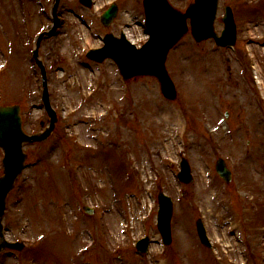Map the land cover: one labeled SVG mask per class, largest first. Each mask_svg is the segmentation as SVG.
Returning <instances> with one entry per match:
<instances>
[{
	"label": "rangeland",
	"instance_id": "rangeland-1",
	"mask_svg": "<svg viewBox=\"0 0 264 264\" xmlns=\"http://www.w3.org/2000/svg\"><path fill=\"white\" fill-rule=\"evenodd\" d=\"M113 1L119 10L105 27L100 14ZM169 1L183 9L189 0ZM50 2L0 0V104H19L29 133L48 122L31 48L50 25ZM224 4L236 43L186 34L166 58L178 94L169 101L154 77L124 82L112 60L85 55L106 32L141 45L142 0H61L58 32L40 43L59 118L46 140L24 146L4 226L7 240L26 247L0 252V264H264V0H219L217 32ZM2 156L0 146V175ZM182 156L191 183L177 179ZM218 156L232 171L228 183L215 171ZM159 190L174 202L168 246L156 227ZM198 217L211 249L198 240Z\"/></svg>",
	"mask_w": 264,
	"mask_h": 264
},
{
	"label": "water",
	"instance_id": "water-1",
	"mask_svg": "<svg viewBox=\"0 0 264 264\" xmlns=\"http://www.w3.org/2000/svg\"><path fill=\"white\" fill-rule=\"evenodd\" d=\"M85 5H90V0H81ZM218 0H193L185 11L172 7L168 0H143L146 15V27L150 34L149 40L141 49L126 41L122 34L120 38L111 34L105 36V45L102 48L90 50L88 56L103 60L106 57L114 59L124 79L128 80L138 75H153L160 84L161 92L168 99H175L176 88L171 80L166 67L165 60L168 50L186 33L188 26L186 19L190 18V31L197 40L213 37L218 45H231L235 42L236 26L230 7H226V13L222 17L224 29L220 36L216 34L213 27ZM60 0H52L50 12L53 26L49 31L41 32L36 36V45L33 56L36 59L42 73L43 92L42 101L50 118V125L43 132L28 134L22 127L21 108L19 104H8L0 106V143L4 148L3 171L0 176V250L4 247L21 249L22 242L11 243L5 240L3 234L2 217L6 207V199L9 192L14 188L27 154L23 151L24 143L43 141L53 131L57 122V114L51 107L47 89L46 72L42 60L39 58V43L45 36L54 34L60 20L57 9ZM116 6L110 7L103 15L102 22L108 25L116 14ZM216 170L225 181L231 180V172L226 166L223 158L216 160ZM178 176L183 182H190L192 176L190 167L185 158L181 161V170ZM158 217L157 226L165 244L171 242L170 220L173 211L172 200L162 191L158 193ZM92 212L90 208H85ZM196 228L202 243L208 245L207 236L201 219L196 220ZM148 237L141 239L137 246L140 250H146Z\"/></svg>",
	"mask_w": 264,
	"mask_h": 264
},
{
	"label": "bare ground",
	"instance_id": "bare-ground-1",
	"mask_svg": "<svg viewBox=\"0 0 264 264\" xmlns=\"http://www.w3.org/2000/svg\"><path fill=\"white\" fill-rule=\"evenodd\" d=\"M99 5H100V4H98V7H99ZM127 17H128V16L126 15V16H125V19H127ZM123 18H124V16H123ZM124 33H125L126 36L129 38L130 41H134V40H135V39H133V38L131 37L130 34H128V32H124Z\"/></svg>",
	"mask_w": 264,
	"mask_h": 264
}]
</instances>
